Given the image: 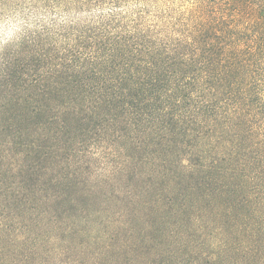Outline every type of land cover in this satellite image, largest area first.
Masks as SVG:
<instances>
[{"label":"trees","instance_id":"16d2710c","mask_svg":"<svg viewBox=\"0 0 264 264\" xmlns=\"http://www.w3.org/2000/svg\"><path fill=\"white\" fill-rule=\"evenodd\" d=\"M4 22L0 130L36 138L22 184H67L105 136L139 171L127 224L166 237L150 264H264V0H0Z\"/></svg>","mask_w":264,"mask_h":264},{"label":"rangeland","instance_id":"374dc122","mask_svg":"<svg viewBox=\"0 0 264 264\" xmlns=\"http://www.w3.org/2000/svg\"><path fill=\"white\" fill-rule=\"evenodd\" d=\"M18 32L14 23H2L0 45L16 40L19 37ZM7 117L13 118L10 115ZM13 124L14 127L0 130V200L3 201L0 204V239H4L6 247L0 254V264L153 262L154 251L166 246V237L162 240L158 235L153 238L156 240L154 241L151 235L155 234L157 226L150 224L153 229L146 231L144 225L134 229L127 224L128 221L142 218L140 216L146 213L140 205L139 213L135 215L127 199L130 197L131 185L136 184L134 177L139 178L138 168L122 164L119 150L112 148L105 141V136L81 138L80 150L69 152L76 156V162L85 154L88 161L80 169H77V164L74 163L75 167H72L70 172L63 171L64 175H69L67 184L56 185L54 181L58 178L51 176L47 186L34 188L29 185L31 189H28L25 183H21L24 174L18 165L20 159H26L27 151L31 150V142L36 138L24 137L27 132L22 134L25 128L31 127L29 124ZM74 169L79 170L78 178L74 175ZM7 185L12 186L11 191L13 188L19 191L26 187L27 196L22 205L5 203L2 194ZM182 190L186 189L183 187ZM164 195L168 196L167 193ZM192 196L193 204L199 197ZM136 197L137 195L135 199L138 202L144 197V193L141 199ZM154 214L152 211L150 219ZM168 221L171 224L174 219L168 218ZM6 226L10 229L3 234L1 228ZM11 237L35 239L36 244L29 239L26 244L14 245ZM32 245H36V249H33Z\"/></svg>","mask_w":264,"mask_h":264}]
</instances>
